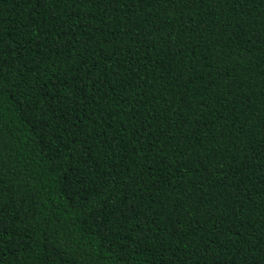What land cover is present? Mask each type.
Masks as SVG:
<instances>
[{"label": "trees", "instance_id": "obj_1", "mask_svg": "<svg viewBox=\"0 0 264 264\" xmlns=\"http://www.w3.org/2000/svg\"><path fill=\"white\" fill-rule=\"evenodd\" d=\"M0 264H264V0H0Z\"/></svg>", "mask_w": 264, "mask_h": 264}]
</instances>
